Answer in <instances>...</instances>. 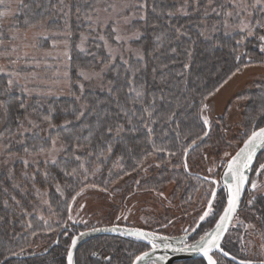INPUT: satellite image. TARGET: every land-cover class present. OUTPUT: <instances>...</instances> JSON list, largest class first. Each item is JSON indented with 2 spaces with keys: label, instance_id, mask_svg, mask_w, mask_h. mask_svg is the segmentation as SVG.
I'll return each mask as SVG.
<instances>
[{
  "label": "trees",
  "instance_id": "16d2710c",
  "mask_svg": "<svg viewBox=\"0 0 264 264\" xmlns=\"http://www.w3.org/2000/svg\"><path fill=\"white\" fill-rule=\"evenodd\" d=\"M125 1L128 8L122 15H134L128 25V32L134 36L119 42L113 21L103 28L96 21L99 12L111 11L112 0H21L15 5L8 29L43 26L49 32L68 34L71 90L69 96L59 98L32 96L18 85L11 86L0 67V101L3 102L0 146L17 156L37 154L40 146L48 148L54 139L65 147L55 163L41 162L26 167L16 162L0 169V264H66L67 246L75 234L94 227L121 225L113 223L84 229L70 223L69 215L76 199L93 185L108 190L118 186V180L135 183L139 179L142 189L149 190L175 180L176 187L185 185L190 192L196 188L195 180L211 184V179L190 173L189 161L208 147L219 150L228 142L223 130H208L203 124L202 103L206 104L217 93L216 89L245 65L264 63L260 32L256 29L254 37L245 39V33L229 29L237 23L228 15L230 0ZM7 9L5 0H0V19L5 20ZM257 13L253 18L255 23L257 18H262ZM3 31L6 30L3 28ZM3 31L0 30V35ZM53 41L56 39L52 37L41 39L39 46L47 48ZM110 47L118 49V54L113 55ZM137 68L139 71L132 76L131 69ZM82 70L96 75L85 79L80 75ZM129 79L135 81L134 87L143 89L142 103L132 104L130 96L134 94L128 92ZM209 92L214 94L204 100ZM244 96L249 102L243 116L241 144L246 130L254 124L264 126V85ZM153 101L155 110L149 120L143 108ZM121 108L128 109L129 115L125 116ZM81 112L84 115L80 116ZM109 126L111 133L107 132ZM118 127L122 130L118 131ZM204 132L208 135L204 136ZM109 143L113 146L111 153L107 151ZM185 149L190 150L187 155ZM147 152L153 154L148 156ZM170 162L182 169L172 168ZM81 163L86 172L80 168ZM261 163H264V151L257 156L253 171ZM146 167L147 175L142 173ZM223 195L220 191L217 200ZM249 195L250 192L245 194L240 210L246 207ZM44 199L47 207L43 205ZM206 205L207 201L204 209ZM250 207L264 239V196L254 199ZM37 210H42V217L37 216ZM51 216L55 221L48 220ZM214 224L213 221L210 225L206 219L193 237ZM143 229L165 234L160 229ZM48 231L53 234L44 249L25 251L32 237ZM227 236L222 244L224 250L239 260L251 261L228 242ZM144 245L130 239L94 238L77 251L75 264H132L135 256L147 250ZM92 252L97 255L93 257ZM224 262L234 264L226 259Z\"/></svg>",
  "mask_w": 264,
  "mask_h": 264
},
{
  "label": "rangeland",
  "instance_id": "374dc122",
  "mask_svg": "<svg viewBox=\"0 0 264 264\" xmlns=\"http://www.w3.org/2000/svg\"><path fill=\"white\" fill-rule=\"evenodd\" d=\"M20 1L5 0V5L9 9L4 13L5 20L0 19V30L3 31V28L6 30L1 32L0 35L5 39H0L2 49L0 67L2 73L9 77L11 86L18 85L29 95L48 98L69 96L71 82L69 47L66 40L68 34L65 32H49L43 26L19 30L8 29L9 19L13 17L16 10L15 5ZM230 2L231 10L229 13H232V15L229 17H234L237 23L233 27L228 25L227 27L232 28L234 32H241V21H243L245 24L254 26L251 28V35L247 30L243 32L245 33V39L254 37L256 29L259 30L260 37L264 36V3L253 7L255 0H230ZM245 5H247L246 8ZM112 6L110 12H99L96 21L101 24L102 28L113 21L116 37L119 36L120 40L132 38L134 35L128 32V25L134 15L131 14L128 17L122 15L128 8V2L125 0H112ZM256 12H258V15H262L260 20L257 18L259 23L253 21ZM3 21L6 22L3 23ZM50 37L55 38L56 41L50 42L51 44L47 48L39 46L41 39ZM260 42L261 47L264 46V41L260 40ZM110 50L113 55L118 54V49L110 47ZM94 75L91 74V77ZM263 85L264 63L250 65L233 76L206 103L208 108L203 115L207 116L209 120L208 130L214 131L217 128L223 130L228 145L225 148H223L224 146L219 147V150L208 147L199 154H195L189 161L191 174L208 177V180L211 179V181L219 180L222 165L243 144L239 141L243 136V116L245 107L249 102V98L245 97L244 94L261 88ZM249 127L246 128L249 129ZM54 140L56 143L53 148L52 142ZM54 140L47 148L53 149L51 153L38 152L28 156L11 154L6 147L0 146V169H6L10 163L16 162L27 167L29 165L35 166L41 162L53 163V158L57 161L65 151V147L59 140ZM239 144L240 146H238ZM25 161H27V165ZM169 166L178 171L182 169V166H173L171 162ZM145 169L142 173L147 175L149 169L147 167ZM209 169H212V171L209 172ZM120 171L121 169L118 167V174H120ZM253 172L255 174L257 171ZM171 178L175 179L173 176ZM194 182L196 188L190 192L186 191L185 185L182 188L176 187L177 182L175 180L173 183L168 182L158 189L149 190L142 189L139 179L135 183L130 180L125 181V179L118 180V186L108 190L90 187L76 199L70 213L72 218L69 220L70 223L84 229L114 223L129 225L128 227L133 228H155L160 229L166 236H180L185 229H191L203 212L208 196H211L210 189L214 186L196 180ZM255 182L257 187L250 191L246 207L239 210L229 230L230 233L228 232L229 234L226 236L228 242L234 244L243 257L251 261H264L263 234L259 228L258 219L250 210L254 199L264 196V170L260 171V175ZM129 183L132 184L131 187H127ZM175 193L176 197H174ZM250 201L251 203H249ZM217 204L219 205L218 200ZM43 205L47 207L46 199L43 200ZM37 211V216L42 217V210ZM117 217H121V219L118 220ZM48 220L55 221V217L51 216ZM214 225L211 227H214ZM209 227L207 226L199 235H202ZM52 234L51 231H48L40 237H32L25 251H41L47 246L49 237ZM199 235L196 236V239L199 238Z\"/></svg>",
  "mask_w": 264,
  "mask_h": 264
},
{
  "label": "snow or ice",
  "instance_id": "6c2138e0",
  "mask_svg": "<svg viewBox=\"0 0 264 264\" xmlns=\"http://www.w3.org/2000/svg\"><path fill=\"white\" fill-rule=\"evenodd\" d=\"M264 3V0H255L256 5ZM109 7H113L112 5H109ZM140 7H144V5H140ZM186 7V6H185ZM245 8L247 5L244 6ZM185 14H187L185 12ZM169 15H172V13H169ZM229 16L232 15V13L228 14ZM239 15V13H237ZM141 19H144V17H140ZM259 23V22H257ZM227 27V25H225ZM254 27L250 24H245L243 21H241V32H244L245 30L248 31L249 35H251V28ZM113 31L115 32L116 29L113 28ZM179 32V29H177ZM101 39H104L101 37ZM117 41L119 42L120 37H116ZM261 41H264V36L260 37ZM107 44V41H105ZM239 43V41H238ZM173 51H175L173 49ZM261 51L264 52V46L261 47ZM111 55V53H109ZM140 59H143L141 56ZM239 59V57L237 58ZM185 67H188V65H185ZM247 67V65H245ZM139 71V69H131V75L135 76L136 73ZM239 71V69H237ZM80 75L84 77L85 79H90L91 74L87 71H81ZM235 75V73H233ZM231 77H229L230 79ZM224 83H227L225 80ZM135 84V81L133 79L128 80V92L130 94H134V96H130L132 104H138L142 103L143 98V89L142 88H136L133 85ZM223 85H221L222 87ZM217 91L219 89H216ZM214 93L209 92L207 96H205L203 99L207 100L209 96L213 95ZM3 102L0 101V105H2ZM21 107H24L22 104ZM208 105L202 103L201 107V118L203 120V124L207 127L209 126V120L207 116L203 115V113L207 110ZM155 110V102L153 101L151 104L146 105L143 108L144 113L147 115L149 120H151V117L153 116V112ZM264 110V108H262ZM121 111L124 113L125 116L129 115V110L125 108H121ZM84 115L83 112L80 113V116ZM174 115V113H173ZM80 116H77V119L80 118ZM47 119V117H45ZM143 119V117L141 118ZM171 119V117H169ZM131 122V121H129ZM155 122V121H151ZM67 123H71L70 121H66ZM87 127V125H85ZM145 127H148V124L145 123ZM122 130L118 127V131ZM152 129L149 128V132H151ZM107 132H112V127L109 126L107 128ZM208 133L204 132V136H207ZM244 136L246 138H243V145L239 147L238 151L235 152L234 155H232L228 160L226 164H223L224 171L221 174L222 182H223V193L224 195L219 197V205L217 204L218 199V193L215 190V188L210 189L211 191V199L207 200V208L203 211V215L200 216V221H205L206 219L209 220V224L214 221L215 226L209 227L208 230L204 231L202 235H199V238L196 239L189 234V230H184V235L180 237H173V236H164V235H158L155 232H149V231H143L139 228H128L124 229L122 234L133 236L137 240L144 241L146 244L144 247L147 249L145 251H142L139 255L135 256V259L132 261V264H153L152 256L155 253V251L161 247L165 249H171L175 252H185V251H195L200 253L203 258L207 261V264H225L224 258L229 256V252L224 250L222 246V237L224 236L228 223L233 220L234 215L237 213L238 210V204L240 200L241 191L243 190L245 183L249 180V177L246 175V173L252 168L254 158L257 157V152L260 149H264V126H260L259 124H254L253 127L249 130H246L244 133ZM103 133L101 134V139H103ZM201 137H197V139H200ZM53 148L55 146L56 141L53 142ZM89 143H91V140H89ZM192 144H196V140L192 141ZM191 147V146H190ZM112 144H108L107 151L108 153L112 152ZM53 149H47L43 146L39 147V152L41 153H51ZM25 152L28 153V149L25 148ZM188 149L184 150L185 155H187ZM103 155V151L100 153ZM152 152H147L146 155L150 156L152 155ZM171 155H175V153H171ZM228 155L227 153L225 154ZM77 160L80 158L77 157ZM53 163H55V159L52 160ZM142 163V161H141ZM25 164L27 165V161H25ZM185 169L187 170L188 165L187 162H185L184 165ZM81 169H85V166L83 163L80 164ZM261 170H264V163H261L259 165V169H256L258 173H260ZM87 170L85 169V172ZM212 169H209V172H211ZM73 174H75L76 169L72 170ZM68 174L67 172L65 173ZM48 173H45V177L47 178ZM34 179V178H33ZM205 180H208V177H204ZM211 184L217 185L219 182L216 180L210 181ZM95 185H93L94 187ZM252 189H255L257 187V184L255 181L251 182ZM57 190L59 191V186H57ZM38 191V190H37ZM79 195V193H77ZM75 197H73V200ZM226 199V204L224 203V200ZM251 203V201L249 202ZM222 209V212H221ZM217 215L219 218L217 219ZM71 215H69V219H71ZM126 219V217H124ZM117 219H121V217H117ZM106 231H120V229L116 226H113L109 229H105ZM92 231H96V229H92ZM193 232L196 230L193 229ZM87 235V233H80L79 236H73L71 237V243L67 246V264H74V249H76L78 241L83 237ZM191 239L192 243H188V240ZM178 245V247L173 248V245ZM182 245V247H180ZM97 255L96 252H92V256L95 257ZM234 258V257H233ZM240 264H252L251 261H244L241 260ZM264 264V262H262Z\"/></svg>",
  "mask_w": 264,
  "mask_h": 264
},
{
  "label": "water",
  "instance_id": "95a60500",
  "mask_svg": "<svg viewBox=\"0 0 264 264\" xmlns=\"http://www.w3.org/2000/svg\"><path fill=\"white\" fill-rule=\"evenodd\" d=\"M189 151H188V153H189ZM262 151H264V149L258 150L257 156ZM256 158H254L252 168H250V170L246 173V175L249 177V180L245 183V186H244L243 190L241 191L240 200H239V204H238V210H237V213L234 215V218L236 217V215L238 214V212H239V210L241 208V204H242V201L244 199V196H245L246 192H250V191L253 190L252 187H251V182L252 181H256V179L260 175V173L256 172L252 176V170H253ZM223 171H224V167L222 168L220 176H219V180H218L219 183L217 185H214V188L217 191V193H219L220 191H223V182H222V177H221V174L223 173ZM211 198L212 197L210 196V199ZM225 204H226V199H225ZM206 208H207V205H206L205 209ZM234 218H233V220H231L228 223L227 230H226L224 236L222 237L221 243H223L226 235L228 234V232H229V230H230V228L232 226V223L234 221ZM202 222L203 221H200V219H199L193 229H195L197 231V229L199 228V226H200V224ZM113 226L118 227L120 229V231L112 232V231H106L105 230V229H109V228H111ZM113 226L96 227L95 228L96 231H92V229H94V228H91V229H87V230H84V231H80L77 234H75L74 236H79V234L82 233V232L87 233V235L83 236L78 241L77 247H76V249H74V264H75V257H76L77 251L81 248V246H83L85 243H87L88 241H90V240H92L94 238L111 237V238H120V239H131V240L138 241V242H141L143 244H146V242L137 240L133 236H128V235L122 234L124 229L133 228V227L123 226V225H113ZM139 229H141L143 231H148V230H145V229H142V228H139ZM193 229L189 230V234L192 237L196 233V231L195 232L192 231ZM149 232H152V231H149ZM157 234L158 235H162V234H159V233H157ZM183 235H184V233L182 235H180V236H183ZM180 236H175V237H180ZM56 243H57V241L55 242V244ZM70 243H71V241H70ZM175 247H178V245L174 244L173 248H175ZM180 247H182V245H180ZM224 259H226V260H228V261H230V262H232L234 264H240V261H241V260H239V259H237L235 257L233 258V256H231V255H229L228 257H225ZM196 260H202L205 264H207V261L203 258V256L200 253L195 252V251L175 252V251H172L171 249H165V248L161 247V248L157 249L155 251V253L153 254V256H152V261H153V263H156V264H175V263H178V262L196 261ZM251 262H252V264H262V262H253V261H251ZM66 264H67V255H66Z\"/></svg>",
  "mask_w": 264,
  "mask_h": 264
},
{
  "label": "flooded vegetation",
  "instance_id": "af4514ba",
  "mask_svg": "<svg viewBox=\"0 0 264 264\" xmlns=\"http://www.w3.org/2000/svg\"><path fill=\"white\" fill-rule=\"evenodd\" d=\"M254 168V167H253ZM252 172H253V170H252ZM254 174H252V176H253ZM247 193V192H246ZM124 226V225H123ZM96 228V227H95ZM194 228V227H193ZM192 228V229H193ZM146 230V229H145ZM149 231V230H148ZM153 232V231H152ZM157 233V232H156ZM160 234V233H159ZM162 235H165V234H162ZM195 235V234H194ZM166 236V235H165ZM173 237H175V236H173ZM226 238V237H225ZM131 240V239H130ZM225 240V239H224ZM138 242V241H137ZM188 243H190L189 241H188ZM192 243V242H191ZM223 244V243H222ZM202 261V260H201ZM186 262V261H185ZM253 262H255V261H253ZM258 262H264V261H258ZM178 263H182V262H178ZM153 264H156V263H153ZM175 264H177V263H175ZM205 264V263H204Z\"/></svg>",
  "mask_w": 264,
  "mask_h": 264
}]
</instances>
